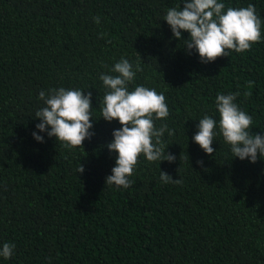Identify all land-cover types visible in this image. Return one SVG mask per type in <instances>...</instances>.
Segmentation results:
<instances>
[{"label": "trees", "instance_id": "1", "mask_svg": "<svg viewBox=\"0 0 264 264\" xmlns=\"http://www.w3.org/2000/svg\"><path fill=\"white\" fill-rule=\"evenodd\" d=\"M218 2L255 5L261 40L203 63L163 20L183 0H0V247L15 244L0 264H264V159L234 158L218 126L211 156L193 140L205 115L219 121L217 96L236 93L249 131L264 136V0ZM121 58L142 69L129 91L162 93L169 116L155 126L175 131L162 137L175 162L141 155L127 189L105 183L121 125L99 108L100 76ZM61 87L92 92L84 149L32 135L40 91ZM161 171L182 183H163Z\"/></svg>", "mask_w": 264, "mask_h": 264}, {"label": "clouds", "instance_id": "2", "mask_svg": "<svg viewBox=\"0 0 264 264\" xmlns=\"http://www.w3.org/2000/svg\"><path fill=\"white\" fill-rule=\"evenodd\" d=\"M183 5L167 9L163 20L170 26L173 38L180 42L183 40L186 52H197L203 63L229 56V50L243 53L261 40L262 22L253 4L241 8L228 7L226 11L225 4L218 0H183ZM94 22L99 24L100 17H95ZM183 32L189 33L190 37L184 39ZM104 35L100 33L101 37ZM141 70L139 63L134 66L128 59L121 58L110 70L115 75L100 76L106 89L100 99L101 118L108 122L119 121L121 125V128L113 131L114 139L106 145L117 154L115 166L106 177L107 186L129 188L133 183L129 177L133 175L141 155L149 162L172 163L176 160V156L170 152L165 154L162 140L165 132L174 136L175 131L169 129L167 124L157 128L154 123L169 116L165 96L143 85L136 86L132 91L128 89L129 83ZM238 95H218L216 108L219 121L205 115L199 120L193 140L211 156L216 151L212 145L218 134V126L219 134L230 145L234 158L256 163L258 159H264V136L249 131L252 117L234 102ZM39 99L45 106L35 114V118L41 122L36 125L38 132L32 133L34 139L43 143L44 137L39 133L46 132L68 150L77 147L84 149V141L91 140L95 135L91 131L94 126L92 92L88 91L85 95L84 90L51 88L47 92L41 90ZM197 163L203 167L202 160ZM77 171L79 175L85 171L83 164ZM160 180L165 184L182 183L181 178L173 179L165 171H161ZM14 250V243L5 242L0 247V257L9 259Z\"/></svg>", "mask_w": 264, "mask_h": 264}]
</instances>
